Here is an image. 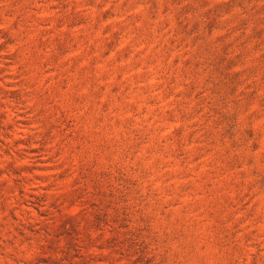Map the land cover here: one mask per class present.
<instances>
[{
  "label": "rangeland",
  "instance_id": "374dc122",
  "mask_svg": "<svg viewBox=\"0 0 264 264\" xmlns=\"http://www.w3.org/2000/svg\"><path fill=\"white\" fill-rule=\"evenodd\" d=\"M0 264H264V0H0Z\"/></svg>",
  "mask_w": 264,
  "mask_h": 264
}]
</instances>
